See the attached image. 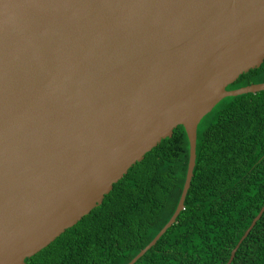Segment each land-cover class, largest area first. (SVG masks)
<instances>
[{
    "label": "water",
    "instance_id": "95a60500",
    "mask_svg": "<svg viewBox=\"0 0 264 264\" xmlns=\"http://www.w3.org/2000/svg\"><path fill=\"white\" fill-rule=\"evenodd\" d=\"M264 61V0H0V264H25ZM264 212V205L232 250Z\"/></svg>",
    "mask_w": 264,
    "mask_h": 264
},
{
    "label": "trees",
    "instance_id": "16d2710c",
    "mask_svg": "<svg viewBox=\"0 0 264 264\" xmlns=\"http://www.w3.org/2000/svg\"><path fill=\"white\" fill-rule=\"evenodd\" d=\"M264 82V61L227 89ZM189 162L183 125L131 166L101 204L25 264H128L173 215ZM264 205V90L203 117L184 209L134 264H226ZM230 264H264V212Z\"/></svg>",
    "mask_w": 264,
    "mask_h": 264
}]
</instances>
